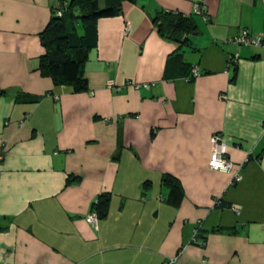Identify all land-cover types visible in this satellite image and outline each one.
<instances>
[{
    "label": "crops",
    "instance_id": "obj_1",
    "mask_svg": "<svg viewBox=\"0 0 264 264\" xmlns=\"http://www.w3.org/2000/svg\"><path fill=\"white\" fill-rule=\"evenodd\" d=\"M198 1L207 20L190 0H124L96 21L87 87L74 90L39 70L60 0H0V264H264V51L226 42L264 32V0ZM161 10L197 31L162 38ZM215 133L242 164L235 185L208 167ZM165 173L183 188L178 205Z\"/></svg>",
    "mask_w": 264,
    "mask_h": 264
},
{
    "label": "trees",
    "instance_id": "obj_2",
    "mask_svg": "<svg viewBox=\"0 0 264 264\" xmlns=\"http://www.w3.org/2000/svg\"><path fill=\"white\" fill-rule=\"evenodd\" d=\"M100 1L60 0L56 7L62 9L61 16L54 15L55 7L52 8L51 18L39 34L44 47V53L39 59V70L43 75L51 77L54 85H71L74 90L86 89L84 63L96 37L95 23L99 18L117 15L124 0H102L103 6H100ZM68 16L73 23L70 27L65 20ZM153 21L162 38L180 44L186 43L189 36L197 31L195 20L190 15L178 12L158 11ZM77 23L82 26V34L77 31ZM235 76L236 69L232 80ZM162 182L168 188V202L178 205L183 197L179 180L165 173ZM95 209L98 217H104L107 214L108 197H98Z\"/></svg>",
    "mask_w": 264,
    "mask_h": 264
},
{
    "label": "built area",
    "instance_id": "obj_3",
    "mask_svg": "<svg viewBox=\"0 0 264 264\" xmlns=\"http://www.w3.org/2000/svg\"><path fill=\"white\" fill-rule=\"evenodd\" d=\"M193 5V13L199 16H202L204 20H207V13H206V7L202 1L198 0H190ZM62 9L59 7H55L54 15L61 16ZM125 32L129 30V25L126 24L125 26ZM226 42H231L236 45H244V46H254L261 48L264 51V32H251L248 29H242L240 33L235 36L228 38ZM236 55H231L228 58V65H231L234 63ZM200 75V70L198 66L193 65L190 69V72L187 76L184 77L186 81H190L192 78L197 77ZM107 87L113 88L114 87V81L108 80L107 81ZM1 157V155H0ZM208 167L215 171L224 172L230 175V181L229 185H235L238 182L242 180V174H241V167L242 164H234L229 157L227 156L226 151V143L224 141V137L221 133H215L210 136V155L208 160ZM98 199H96L95 203H97ZM218 202V201H216ZM232 211H234L236 214H239V206L232 204L229 207ZM86 221H88L90 224L96 226L98 221V215L96 211H91L86 216ZM195 232H197V229H195ZM171 261H174L175 258L170 259Z\"/></svg>",
    "mask_w": 264,
    "mask_h": 264
},
{
    "label": "rangeland",
    "instance_id": "obj_4",
    "mask_svg": "<svg viewBox=\"0 0 264 264\" xmlns=\"http://www.w3.org/2000/svg\"><path fill=\"white\" fill-rule=\"evenodd\" d=\"M69 1V0H68ZM65 20H66V24H67V26L68 27H70L73 23L71 22V20H70V17L68 16V17H66L65 18Z\"/></svg>",
    "mask_w": 264,
    "mask_h": 264
}]
</instances>
